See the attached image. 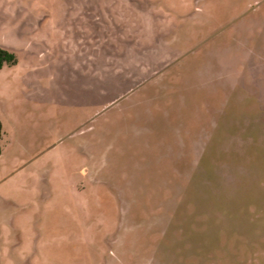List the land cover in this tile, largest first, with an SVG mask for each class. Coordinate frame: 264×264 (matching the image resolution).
<instances>
[{
	"label": "rangeland",
	"instance_id": "1",
	"mask_svg": "<svg viewBox=\"0 0 264 264\" xmlns=\"http://www.w3.org/2000/svg\"><path fill=\"white\" fill-rule=\"evenodd\" d=\"M0 264H264V0H0Z\"/></svg>",
	"mask_w": 264,
	"mask_h": 264
},
{
	"label": "trees",
	"instance_id": "2",
	"mask_svg": "<svg viewBox=\"0 0 264 264\" xmlns=\"http://www.w3.org/2000/svg\"><path fill=\"white\" fill-rule=\"evenodd\" d=\"M17 60L14 52L10 51L7 48L0 46V68H2L5 64H13ZM3 135V124L0 118V139ZM2 152V146L0 142V154Z\"/></svg>",
	"mask_w": 264,
	"mask_h": 264
}]
</instances>
